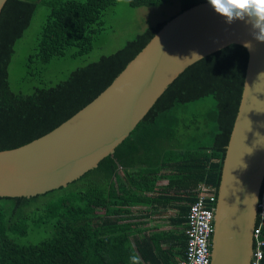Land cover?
I'll list each match as a JSON object with an SVG mask.
<instances>
[{
	"label": "trees",
	"instance_id": "1",
	"mask_svg": "<svg viewBox=\"0 0 264 264\" xmlns=\"http://www.w3.org/2000/svg\"><path fill=\"white\" fill-rule=\"evenodd\" d=\"M113 1L56 0L29 58L45 67L69 48H75L73 57L88 52ZM171 1L127 0L132 7ZM177 1L180 12L207 0ZM36 8V1L6 0L0 11V150L44 135L89 103L168 20L145 27L122 47L53 85L16 92L8 67ZM247 59L240 44L204 56L167 86L97 166L43 194L0 197V264H133V255L139 264H177L184 255V232L147 234L133 219L149 218L160 205L176 209L171 221L183 222L185 230L196 187L204 184L217 193ZM135 203L152 210L134 215Z\"/></svg>",
	"mask_w": 264,
	"mask_h": 264
},
{
	"label": "water",
	"instance_id": "2",
	"mask_svg": "<svg viewBox=\"0 0 264 264\" xmlns=\"http://www.w3.org/2000/svg\"><path fill=\"white\" fill-rule=\"evenodd\" d=\"M245 40H252L250 25L226 24L207 1L178 12L89 103L44 135L0 150V197L43 194L79 178L114 151L186 67ZM252 43L217 188L210 264H250L264 182V43Z\"/></svg>",
	"mask_w": 264,
	"mask_h": 264
},
{
	"label": "rangeland",
	"instance_id": "3",
	"mask_svg": "<svg viewBox=\"0 0 264 264\" xmlns=\"http://www.w3.org/2000/svg\"><path fill=\"white\" fill-rule=\"evenodd\" d=\"M31 1H36L37 8L23 36L14 45L8 67L10 87L16 92L32 91L34 87L53 85L65 79L72 70L97 60L101 55L114 52L145 27L169 19L179 10L177 0L159 6L140 7L130 6L127 0H114L103 11L99 20L102 21L99 25L102 29L95 36L88 52L73 57L70 54L75 48H69L65 56L53 58L44 67L43 63L29 58V55L34 50L44 20L56 0ZM29 71L34 72L29 74Z\"/></svg>",
	"mask_w": 264,
	"mask_h": 264
},
{
	"label": "built area",
	"instance_id": "4",
	"mask_svg": "<svg viewBox=\"0 0 264 264\" xmlns=\"http://www.w3.org/2000/svg\"><path fill=\"white\" fill-rule=\"evenodd\" d=\"M196 191V198L189 204L186 214L184 255L177 264H210L217 193L213 187L204 184H199ZM263 227L264 191L261 189L256 219L252 229L250 264H262L264 258Z\"/></svg>",
	"mask_w": 264,
	"mask_h": 264
},
{
	"label": "clouds",
	"instance_id": "5",
	"mask_svg": "<svg viewBox=\"0 0 264 264\" xmlns=\"http://www.w3.org/2000/svg\"><path fill=\"white\" fill-rule=\"evenodd\" d=\"M212 10L224 19L226 24L239 20L250 25L252 40L264 43V0H207ZM252 40L243 41V47L253 50ZM133 264H139V257H131Z\"/></svg>",
	"mask_w": 264,
	"mask_h": 264
},
{
	"label": "crops",
	"instance_id": "6",
	"mask_svg": "<svg viewBox=\"0 0 264 264\" xmlns=\"http://www.w3.org/2000/svg\"><path fill=\"white\" fill-rule=\"evenodd\" d=\"M132 208L134 210V215L136 214L135 211L137 210H148L149 213L152 210L150 206H146L140 203H135ZM176 214L177 211L174 208H168L165 210L162 206L156 205L155 212L150 213L149 218L145 219L138 216V218H134L133 221H138V223L141 222L138 224L137 229H145L144 231L147 234L153 232L161 233L169 230L174 232V234H180L181 232H184L185 225L183 222L180 223L179 221H171ZM138 215H140V213ZM162 246H165V243H163Z\"/></svg>",
	"mask_w": 264,
	"mask_h": 264
}]
</instances>
